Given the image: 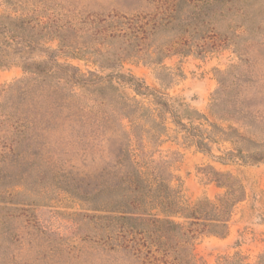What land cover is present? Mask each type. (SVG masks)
I'll return each instance as SVG.
<instances>
[{"label":"trees","instance_id":"obj_1","mask_svg":"<svg viewBox=\"0 0 264 264\" xmlns=\"http://www.w3.org/2000/svg\"><path fill=\"white\" fill-rule=\"evenodd\" d=\"M116 5L99 11L82 4L73 19L75 35L57 37V50L33 35L40 23L0 13V67L19 66L26 73L0 89V200L9 187L39 196L60 190L85 209L76 226L79 238L15 234L8 247L42 253L43 264H97L115 254L131 264H194L192 241L198 234L226 235L245 187L233 174L213 170L223 192L184 206L180 180L166 156L154 157L155 147L171 124L201 152L228 142L231 148L218 158L222 164L264 162V14L255 0ZM212 18L222 19L227 33L233 26L240 30L231 40L239 62L219 80L210 102L211 114L228 124L131 75L102 74L125 57L160 65L168 56L189 53ZM57 53L88 56L96 69L59 62ZM176 75L163 69L157 78L168 86ZM121 84L134 95L121 92ZM4 210L9 208L0 205ZM216 264H264V249L253 262L235 254Z\"/></svg>","mask_w":264,"mask_h":264},{"label":"rangeland","instance_id":"obj_2","mask_svg":"<svg viewBox=\"0 0 264 264\" xmlns=\"http://www.w3.org/2000/svg\"><path fill=\"white\" fill-rule=\"evenodd\" d=\"M120 1L0 0V13L20 17L32 24L40 23L41 27L33 35L45 38L48 40L47 46L57 50V37L75 35V24L77 26L78 23L73 22V19L76 20L82 4H87L92 10L107 11L112 6L117 7L116 4ZM255 1L264 14V0ZM69 25L73 30H67ZM236 28L233 26L232 31L227 33L226 23L220 18H212L210 24L197 36L195 42L197 46L192 47L189 53L168 56L160 65L147 63L139 56L125 57L113 70H102V74L117 70L131 75L151 89H161L172 97L180 98L190 108L207 115L211 121L226 125L228 122H222L211 114L210 102L213 92L219 86V80L225 73L231 71L233 64L239 62V51L235 50L236 46L231 41L237 39L234 37L235 32H240ZM260 52L264 54V48ZM253 55L250 53L248 57L251 59ZM57 60L74 64L82 71L96 69L88 56H85L84 60H77L57 53ZM163 69L177 73L180 77L176 75L173 82L163 86L157 78L158 72ZM25 75L19 66L0 67V89ZM120 91L130 97L134 95L127 84H121ZM167 127L161 138L162 142L155 147L154 157L166 156L169 159L174 174L180 180L184 206H192L200 199L212 200L223 192L215 182L213 170L233 174L241 180L246 192L244 199L237 203L232 211L225 236L196 235L192 241L193 263L216 264L220 257L235 254L241 255L247 262L255 261L264 249V162L241 164L229 161L222 164L218 158L231 148L228 142L220 141L213 144L211 152L205 153L184 141L182 134L178 133L173 125L167 124ZM175 184H178L177 181ZM7 190L9 195L0 200L1 206L9 208L0 212V264L44 262L42 253L35 250L26 251L24 247L20 251L17 250V246L9 248L8 242L12 236L40 240L58 234L75 235L73 238H79L78 235L81 233L76 226L85 209L82 203L72 196L60 190L40 196L25 191L19 194L21 189L16 187H9ZM173 219L182 222L179 217ZM82 232L89 231L82 228ZM97 264L131 263L115 254L110 261H101Z\"/></svg>","mask_w":264,"mask_h":264}]
</instances>
